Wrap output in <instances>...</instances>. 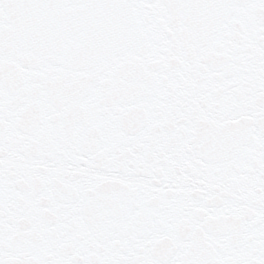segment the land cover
<instances>
[{"label":"snow or ice","instance_id":"obj_1","mask_svg":"<svg viewBox=\"0 0 264 264\" xmlns=\"http://www.w3.org/2000/svg\"><path fill=\"white\" fill-rule=\"evenodd\" d=\"M0 264H264V0H0Z\"/></svg>","mask_w":264,"mask_h":264}]
</instances>
